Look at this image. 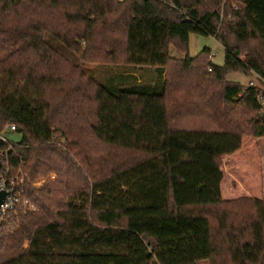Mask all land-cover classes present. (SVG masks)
I'll return each instance as SVG.
<instances>
[{
  "label": "trees",
  "instance_id": "16d2710c",
  "mask_svg": "<svg viewBox=\"0 0 264 264\" xmlns=\"http://www.w3.org/2000/svg\"><path fill=\"white\" fill-rule=\"evenodd\" d=\"M27 1L0 0V130L21 135L1 173L26 174L0 264H264V91L226 78L264 79V0ZM48 33L82 62L162 70L161 90L110 91ZM191 34L223 64L171 57Z\"/></svg>",
  "mask_w": 264,
  "mask_h": 264
},
{
  "label": "rangeland",
  "instance_id": "374dc122",
  "mask_svg": "<svg viewBox=\"0 0 264 264\" xmlns=\"http://www.w3.org/2000/svg\"><path fill=\"white\" fill-rule=\"evenodd\" d=\"M29 1V0H28ZM27 1V2H28ZM233 9H236L237 5L232 3ZM225 4L222 2L218 12L220 18H223ZM232 13H228L224 16V22L229 23L233 20ZM45 39L51 46L60 48V51L65 57L71 62L80 66L81 70L85 73V76L91 78L95 82L103 85L114 93H118L122 90L132 89V90H143V91H156L159 92L162 87L164 73L160 69H154L150 67H135L131 65H115V64H98V63H87L79 60L78 55L69 49H63L64 46L60 41L55 40L49 33L45 36ZM59 42V43H58ZM209 48L213 52V56L210 60L215 65H222L224 62V48L222 45L216 41L211 36H201L196 34H191L188 41V51L187 54L177 51L173 47L169 50V55L173 58H184L186 55L189 57L196 56L203 48ZM227 80L243 83L242 85H247L249 80H252L261 87L263 82L258 79L255 74L244 75L242 72H229L226 75ZM6 126H4L1 132L5 131ZM5 137L11 143L18 142L21 135L17 132H7ZM259 152L261 157V174H262V192L264 196V138L258 139ZM5 169L4 163L2 166ZM1 173V172H0ZM21 177L26 176V174L21 170L17 172ZM2 175V173H1ZM55 178L54 173H49L45 176L38 175L35 179L29 181L31 185L36 188H42L48 178ZM199 264H209L208 261L203 260Z\"/></svg>",
  "mask_w": 264,
  "mask_h": 264
},
{
  "label": "built area",
  "instance_id": "2783aa9c",
  "mask_svg": "<svg viewBox=\"0 0 264 264\" xmlns=\"http://www.w3.org/2000/svg\"><path fill=\"white\" fill-rule=\"evenodd\" d=\"M259 80H261L263 82L261 88L264 91V79H259ZM248 85L249 86H257V84H255V82L252 80H250L248 82ZM260 98L263 99L264 95L262 94L260 96ZM15 130H16V128H15L14 124H8L5 128V131L0 133V143H2L3 146L6 147L2 151L0 149L1 162L4 163V167H5L4 172H6V173L9 171L11 166H9L8 162L6 161V159H4V157L6 156L5 155L6 152L12 147V143L9 140H7V138L5 137V133L6 132H15ZM2 158H3V161H2ZM0 172H1V170H0ZM22 185H23V177H21L20 174L16 177V180H14L13 178H10V180H7V179H5V175L0 174V189L9 191V195L6 197L4 203L0 207V209H1V211H0V222L7 215V213L11 209H13V207L15 206L17 201L19 200V195L22 192Z\"/></svg>",
  "mask_w": 264,
  "mask_h": 264
},
{
  "label": "water",
  "instance_id": "95a60500",
  "mask_svg": "<svg viewBox=\"0 0 264 264\" xmlns=\"http://www.w3.org/2000/svg\"><path fill=\"white\" fill-rule=\"evenodd\" d=\"M1 167H2V162H1V158H0V170H1ZM8 195H9V191L0 189V207L4 203V201ZM0 211H1V209H0Z\"/></svg>",
  "mask_w": 264,
  "mask_h": 264
},
{
  "label": "crops",
  "instance_id": "0c3cea01",
  "mask_svg": "<svg viewBox=\"0 0 264 264\" xmlns=\"http://www.w3.org/2000/svg\"><path fill=\"white\" fill-rule=\"evenodd\" d=\"M250 81V80H249ZM241 84H243V83H241ZM7 133V132H6Z\"/></svg>",
  "mask_w": 264,
  "mask_h": 264
}]
</instances>
